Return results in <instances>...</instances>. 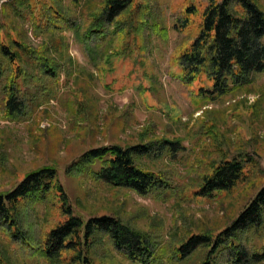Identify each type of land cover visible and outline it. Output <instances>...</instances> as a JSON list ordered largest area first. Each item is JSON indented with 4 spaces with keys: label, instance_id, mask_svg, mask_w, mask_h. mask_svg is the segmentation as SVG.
Here are the masks:
<instances>
[{
    "label": "rangeland",
    "instance_id": "rangeland-1",
    "mask_svg": "<svg viewBox=\"0 0 264 264\" xmlns=\"http://www.w3.org/2000/svg\"><path fill=\"white\" fill-rule=\"evenodd\" d=\"M12 1L0 0V7ZM30 1L54 2L59 15L51 13L49 21L58 29L34 30L22 1L16 14L5 12V22L29 48L46 45L44 56L60 67L49 77L33 59L20 60L30 76L25 87L18 80L27 114L0 119V193L27 172L51 166L73 214L83 221L113 216L168 248L192 233L228 225L264 184V73L194 109L175 60L202 29L207 0ZM254 1L264 12V0ZM162 140L177 146L155 149ZM137 144L155 147L153 156L136 163L165 178L170 187L165 193L143 197L106 185L90 172L97 164L74 170L87 150ZM224 158L243 161L247 180L229 193L193 200L188 191L207 166ZM48 208L22 207L23 228L36 238L61 220ZM35 248L10 241L0 230V257L7 264H135L101 234L57 257L42 259ZM201 257L198 251L184 264H197Z\"/></svg>",
    "mask_w": 264,
    "mask_h": 264
},
{
    "label": "trees",
    "instance_id": "trees-1",
    "mask_svg": "<svg viewBox=\"0 0 264 264\" xmlns=\"http://www.w3.org/2000/svg\"><path fill=\"white\" fill-rule=\"evenodd\" d=\"M20 1L27 6V16L34 30L58 29L49 21L51 13L59 15L54 2L41 1L34 6L30 0H14L0 7V15H3L0 21V83L3 81L0 119L3 121H16L27 114L18 80L25 87L30 76L22 70V58L33 59L41 73L49 77H54L60 67L44 56L46 45L29 48L19 40L10 22H5V12L12 10L16 14ZM207 4L202 29L175 60L181 70L178 81L189 88L196 110L211 100L251 85L254 76L264 73V12L256 2L207 0ZM158 144L160 146L154 147L157 150L163 144L169 147L168 151L177 146L164 140ZM154 148L151 144L101 146L85 151L73 166L80 171L97 164V170L90 172L94 179L106 185L143 197L160 195L170 189L169 183L159 173L144 170L136 163L138 157L153 156ZM242 168L243 161L235 158L210 164L205 168L207 172L199 177L196 188L188 191L189 196L206 201L229 193L247 180ZM31 203L55 209L61 219L37 238L23 228L22 207ZM0 230L18 245L35 246L42 259L57 257L61 251L86 244L101 234L124 259L135 264H184L198 251L202 252V257L197 264H260L264 262V184L228 225L215 231L192 233L168 248L159 244L156 236L136 230L113 216L100 214L83 221L73 214L56 179L55 168L42 166L24 174L12 189L0 193ZM0 264L7 262L0 257Z\"/></svg>",
    "mask_w": 264,
    "mask_h": 264
}]
</instances>
